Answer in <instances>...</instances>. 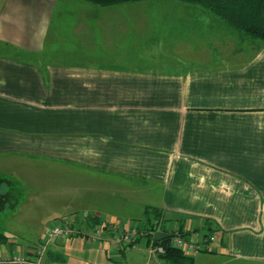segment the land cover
<instances>
[{"label":"crops","instance_id":"crops-1","mask_svg":"<svg viewBox=\"0 0 264 264\" xmlns=\"http://www.w3.org/2000/svg\"><path fill=\"white\" fill-rule=\"evenodd\" d=\"M68 1L0 0V179L6 190L15 184L4 174L27 159L99 170L115 176L104 182L107 190L156 197L151 207L163 213L165 230H216L221 241L210 252L191 254L195 264H264V46L210 44L213 51L203 56L191 49L174 55L166 44L144 50L139 38L127 47L118 39L140 30L135 19L99 13L85 2L83 24L61 35L68 45L50 47L53 21L66 12L59 5ZM100 30L111 33L106 46L95 39ZM138 56L153 58L152 66L143 67ZM4 193L11 196L6 208H17L10 190ZM69 216H76L77 233L50 242L41 264H137L146 250V241L117 248L93 231L101 223L140 230L143 219L93 206ZM53 227L39 230L27 247L8 237L0 259L32 255Z\"/></svg>","mask_w":264,"mask_h":264},{"label":"rangeland","instance_id":"rangeland-1","mask_svg":"<svg viewBox=\"0 0 264 264\" xmlns=\"http://www.w3.org/2000/svg\"><path fill=\"white\" fill-rule=\"evenodd\" d=\"M81 4L84 5L85 2L71 0L59 5L66 12L60 16L58 15L53 21L51 35L47 41L48 46L68 45L66 42L69 39L63 40L61 35L64 33L72 35V32L73 34L76 32L75 28L79 24H83L81 20L79 21V15L84 12ZM93 8L98 10L99 13L113 14L116 17L122 15L119 17H122L125 21L130 16L135 19L131 23L132 25H140V30L139 28L131 29V39L130 37L126 41L123 38L118 39L120 45L125 44L127 47L137 40V43L140 41V48L144 50L154 45L166 44V47H174L178 51L174 55L179 56L180 53L185 55L187 52L185 50L191 49L192 51H200V55L203 56L204 50L212 52L211 45H217L218 43L236 49H251V46H263L259 41L252 40L233 30L205 8L183 4L174 0H144L108 8ZM121 20L115 21L120 24L124 22V20ZM57 32H59L58 35ZM86 33H88L87 30ZM108 34L111 35L109 32ZM89 35L94 38L93 34ZM107 35L100 30L98 35L95 36L99 46H106ZM91 36H89L90 39ZM64 39H66V35ZM75 39L80 43L79 39ZM72 40L74 41V39ZM169 40H174V43L172 45L169 42L166 43ZM192 42H194L193 47L190 45ZM88 43L89 45L92 44L91 42ZM70 44L73 45V43ZM227 46L223 48H228ZM166 55L165 52L161 54V56ZM138 58L136 60L144 61L143 67L148 69L152 66L153 58ZM26 161L27 164L14 165L12 171L9 170L8 174H4V177L14 181V188L7 186V190H10L14 201L19 206L15 209L9 206L5 211L0 212V233L9 237L11 241H16L15 245L30 246L26 243L35 241V235L38 234L39 230L55 226L59 221L56 219H61L63 216L67 217L65 221L63 220L64 223L73 221L74 227L75 217H78V215L74 217L69 216V214L76 211V209H85V207L90 209L93 206L97 209L111 211L113 214H130L135 217L134 219H143L145 222L143 212L147 209L146 207L152 208L151 206H155L153 203L156 197H151L149 194L148 197L139 192L138 195H131V192L128 191L127 195L126 191H123L122 188L119 190L117 187L114 188L115 192L111 191V188L107 190L109 186L106 183L110 179L114 180L115 176L105 174L102 171H92L85 167L83 169L73 167L61 164L56 160L34 159L29 161L27 159ZM101 180L102 184L100 183ZM131 184L137 186L135 182ZM99 189L104 190V193L96 191ZM101 228L103 229L102 234L98 231ZM118 229L109 228V226L101 223L96 225L93 231L99 238L111 237L112 243L118 248L119 242L114 238L118 234ZM15 233H17V236L13 238L12 236ZM135 241L133 242L135 243ZM153 244L156 247H162L154 242L146 243V247H144L146 250L140 253V260L137 264H169L157 257H150L147 247L149 248V245ZM135 245L139 244L135 243L132 246L130 244L124 248L134 247ZM121 262H124V259Z\"/></svg>","mask_w":264,"mask_h":264},{"label":"trees","instance_id":"trees-1","mask_svg":"<svg viewBox=\"0 0 264 264\" xmlns=\"http://www.w3.org/2000/svg\"><path fill=\"white\" fill-rule=\"evenodd\" d=\"M86 3L99 8H108L128 3L142 2L144 0H83ZM183 4L196 5L205 8L218 19L226 23L233 30L242 33L252 40L259 41L264 46V0H174ZM6 180L0 179V212L5 211L10 204V194L6 192ZM6 190V191H5ZM8 192V191H7ZM145 228L140 229L142 234L135 243L139 241L146 243L154 242L165 249V255L160 258L169 264H195L193 257L186 255L183 251L171 246L169 235L160 241L156 240L153 232L156 226L163 223V213L156 208H147L145 212ZM165 223V222H164ZM183 232V226L179 229ZM209 231L217 232L210 227ZM9 238L0 233V245H7ZM134 242L131 244L134 245Z\"/></svg>","mask_w":264,"mask_h":264},{"label":"built area","instance_id":"built-area-1","mask_svg":"<svg viewBox=\"0 0 264 264\" xmlns=\"http://www.w3.org/2000/svg\"><path fill=\"white\" fill-rule=\"evenodd\" d=\"M117 236L114 238L119 242V247L124 248L135 241V238L140 234V230L136 227L127 230V229H118ZM102 234L103 229L98 230ZM164 232L167 236L171 235V246L178 250L183 251L186 255L190 256L195 253L210 252L213 244L219 243L221 237L215 232L207 231L205 233L197 232H180L177 230H169L168 228H163V224L156 226L154 235L158 232ZM77 233V230H74L73 221L66 223L64 226H56L50 231L49 239L45 244H41L38 248L32 253V255L24 254H14L7 258L0 259V264H41L42 259L46 255L47 247L53 240H60L61 238H70ZM147 250L150 257H160L165 255V249L163 247H156L154 244L149 245Z\"/></svg>","mask_w":264,"mask_h":264},{"label":"water","instance_id":"water-1","mask_svg":"<svg viewBox=\"0 0 264 264\" xmlns=\"http://www.w3.org/2000/svg\"><path fill=\"white\" fill-rule=\"evenodd\" d=\"M166 237H168L167 235H160V234H158L157 236H156V240L157 241H160V240H162L163 238H166Z\"/></svg>","mask_w":264,"mask_h":264}]
</instances>
